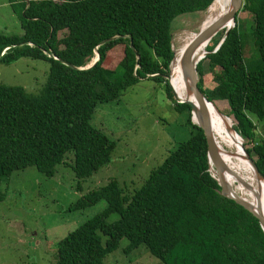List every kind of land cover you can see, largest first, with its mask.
<instances>
[{
	"label": "trees",
	"instance_id": "16d2710c",
	"mask_svg": "<svg viewBox=\"0 0 264 264\" xmlns=\"http://www.w3.org/2000/svg\"><path fill=\"white\" fill-rule=\"evenodd\" d=\"M212 1L19 0L21 35L0 34V64L30 58L45 61L48 72L35 95L0 84V202L5 197L1 185L13 172L32 167L52 177L62 165L82 180L106 165L115 142L91 126L96 106L117 102L141 80L161 83L172 101L166 80L173 58L172 23L204 12ZM243 12L251 20L247 32L235 20L219 48L197 63V88L208 102L226 104L224 116L249 145L244 150L264 180V139L252 121H264V0H243ZM94 52L97 61L79 70ZM205 75L212 88L204 87ZM172 103L185 114L187 139L130 194L123 195L110 181L72 203L70 213L100 201L105 207L56 244L54 264H105L122 239L126 254L141 246L161 264H264V235L257 221L218 194L202 132L190 122L188 106ZM66 154L70 163L64 161ZM111 214L118 218L108 224Z\"/></svg>",
	"mask_w": 264,
	"mask_h": 264
},
{
	"label": "rangeland",
	"instance_id": "374dc122",
	"mask_svg": "<svg viewBox=\"0 0 264 264\" xmlns=\"http://www.w3.org/2000/svg\"><path fill=\"white\" fill-rule=\"evenodd\" d=\"M18 3L19 0H0V34L21 35ZM204 12L182 15L173 21L171 36L176 48L184 33L198 31ZM236 22L243 32L251 25L245 12L238 14ZM202 67L206 72L205 62ZM47 72L45 61L18 58L8 65L0 64V84L35 95L42 88ZM203 84L205 88L214 86L207 75L203 77ZM172 101L166 98L161 83L141 80L122 93L117 102L97 105L90 124L114 141L115 147L109 162L87 178L75 179L69 167L62 165L55 168L52 177H44L32 167L13 172L1 185L5 197L0 202V264H54L56 244L105 207L100 201L83 211L70 213L67 209L72 203L110 181L116 183L123 195L139 188L149 172L190 133L185 114L175 111ZM214 105L225 115L224 102H214ZM252 121L264 139V121ZM242 142L243 149L249 147L246 141ZM71 159V154L64 157L66 163ZM117 218L111 214L106 223ZM101 242L104 243L103 237ZM126 244V240H120L104 263L161 264L141 246L126 254L123 251Z\"/></svg>",
	"mask_w": 264,
	"mask_h": 264
},
{
	"label": "water",
	"instance_id": "95a60500",
	"mask_svg": "<svg viewBox=\"0 0 264 264\" xmlns=\"http://www.w3.org/2000/svg\"><path fill=\"white\" fill-rule=\"evenodd\" d=\"M242 5H243V0H227V7L224 14L218 19L212 21L203 29H199L192 38V40L183 49L179 60V66L183 79L184 92L186 96L185 100L182 101L177 100L169 84V76L166 78V80L168 82V86L171 89L172 99L174 100V102L178 104H185L186 106H188L189 114H190V122L202 132L206 146V159H207V164L209 166V173L211 177L216 181V184L219 188L218 194L221 197L232 201L234 204H236L237 206L241 207L243 210L248 212L257 221L258 226L264 235V219L260 214V212L257 209L252 208V206L244 199L236 196L233 190L227 185L225 181V175H227L229 171L227 170L226 166L224 165L223 161L220 158V153L215 145L211 133L210 115L208 110V106L211 104V102H208L197 88L198 78L195 70V67L199 61L205 58V56H207L208 54L214 53L222 44L224 38L227 36V33L235 26V20L242 8ZM221 30L224 31L218 44L211 52H206L205 51L206 45ZM111 39H108L106 41H109ZM201 49H204V51ZM93 55L94 58L91 60V62L84 68H79V70L88 69L97 61L98 59L97 53L94 52ZM61 63L73 69V67L68 65L67 63L64 62ZM170 65L171 63L169 64V69H170ZM189 98H191V100H189ZM220 116L222 115L220 114ZM231 130L234 132L232 127ZM236 135L238 136V134ZM244 156L248 161V163L250 164L251 168L253 169V172L257 180L264 181L262 179V176L259 174L255 164L249 158L245 150H244ZM236 181L242 184L244 187H246V185H244L239 179H237Z\"/></svg>",
	"mask_w": 264,
	"mask_h": 264
},
{
	"label": "bare ground",
	"instance_id": "6f19581e",
	"mask_svg": "<svg viewBox=\"0 0 264 264\" xmlns=\"http://www.w3.org/2000/svg\"><path fill=\"white\" fill-rule=\"evenodd\" d=\"M226 7L227 0H214L205 10L199 29H203L212 21L221 17L225 12ZM196 33L188 32L183 34L176 55L170 65L169 84L178 101L186 99L179 66L180 56L183 49L192 40ZM201 50L204 51V49ZM189 100H191V98H189ZM208 110L210 115L211 133L215 145L220 153L221 160L229 171V173L225 175L227 185L233 190L236 196L244 199L252 206V208L257 209L264 219V181L257 180L253 169L246 160L244 149L242 147L243 142L231 130V119L223 116L212 103L208 106ZM220 114L222 116H220ZM237 179L246 185V187L238 183L236 181Z\"/></svg>",
	"mask_w": 264,
	"mask_h": 264
},
{
	"label": "built area",
	"instance_id": "2783aa9c",
	"mask_svg": "<svg viewBox=\"0 0 264 264\" xmlns=\"http://www.w3.org/2000/svg\"><path fill=\"white\" fill-rule=\"evenodd\" d=\"M170 51L172 52V55H173V58H172V60L174 59V57H175V55H176V51H177V49L178 48H176L177 46H176V42L175 41H173V39H172V36H171V40H170ZM179 47V46H178ZM172 62V61H171ZM170 62V63H171Z\"/></svg>",
	"mask_w": 264,
	"mask_h": 264
}]
</instances>
